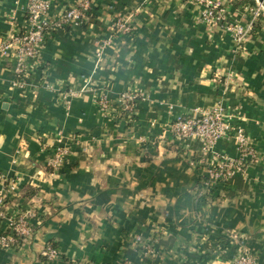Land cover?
Here are the masks:
<instances>
[{
  "label": "crops",
  "instance_id": "crops-1",
  "mask_svg": "<svg viewBox=\"0 0 264 264\" xmlns=\"http://www.w3.org/2000/svg\"><path fill=\"white\" fill-rule=\"evenodd\" d=\"M48 1L53 23L79 0ZM186 1L92 0L80 25L50 28L22 86L14 61L0 55V192L17 180L0 211V233L13 213L37 216L29 237L0 248V264H233L239 249L264 264V158L210 204L218 194L195 201L200 170L179 157L193 156L198 143L180 153L159 146L171 137L168 122L220 98L215 78L224 68L235 67L264 100V29L246 39L250 58L235 63L229 35L202 24ZM27 4L0 0V45L22 34ZM247 5L231 6L230 17L248 22ZM128 14L133 31L117 34L115 20ZM124 92L141 94L133 120L102 115L97 101ZM226 98V113L264 157V108L240 104L237 93ZM59 135L69 157L49 173ZM235 145L220 140L215 150L235 157ZM49 242L55 261L42 256Z\"/></svg>",
  "mask_w": 264,
  "mask_h": 264
},
{
  "label": "built area",
  "instance_id": "built-area-1",
  "mask_svg": "<svg viewBox=\"0 0 264 264\" xmlns=\"http://www.w3.org/2000/svg\"><path fill=\"white\" fill-rule=\"evenodd\" d=\"M194 1L198 7V20L206 26H220L223 28L235 46L250 35L260 17V12L264 13L257 2L256 5H247L245 9L249 11L250 18L248 22L242 23L229 17V8L241 0ZM91 2L92 0H79L75 5L67 8L55 22L50 23L48 19L49 1L28 0L22 34L9 36L0 45V55L10 57L15 63L14 73L18 80H21L19 82L20 86H22V82L24 83V77L28 75L26 70L28 62L39 59L50 28L64 29L80 25L91 8ZM132 17L131 14H128L116 19L114 23L115 32L122 35L130 34L134 28ZM109 44L110 39L103 41L101 47ZM101 49H98V57L101 56ZM136 98V93L124 92L116 98V103L121 112L132 116L135 113ZM106 100V98L100 99L101 103L99 104L102 111L109 108ZM232 119L233 116L226 113L223 104H216L205 111L196 108L192 115L186 117L178 115L175 117L174 122L169 124L170 127L167 131L175 141H189L190 139H198L199 141L200 155L198 156L201 159L195 162V168L200 170L198 189L202 194L208 193L212 185L228 183L232 176L245 174L247 168L244 169V165L240 160L245 157L252 158L256 155V150L247 137L245 130ZM62 139L60 135L56 138L46 161V166L52 169V172L59 170L69 157V148L63 143ZM228 139L235 141L238 158H231L215 150L216 144L220 140ZM190 164L192 165L193 162ZM12 191H15V185L9 184L7 185L6 195L0 192V211L3 207L1 205L4 202V197ZM13 214L7 218V229L0 233V248L2 249L16 248L19 245V239L29 237L32 232L30 222L27 219L36 215L33 211L28 210L24 213ZM231 236L237 240L235 235ZM137 241L140 242L139 237ZM146 249L153 254L154 251L149 246H146ZM42 255L49 261H55L58 258V251L48 245ZM255 263V257L244 249H240L233 260V264Z\"/></svg>",
  "mask_w": 264,
  "mask_h": 264
},
{
  "label": "rangeland",
  "instance_id": "rangeland-1",
  "mask_svg": "<svg viewBox=\"0 0 264 264\" xmlns=\"http://www.w3.org/2000/svg\"><path fill=\"white\" fill-rule=\"evenodd\" d=\"M251 1H252L253 5L257 4L254 0H251ZM186 2L190 3V7L196 5L194 0H187ZM229 17H230V15H229ZM218 27H219V29L224 31L223 28H221L220 26H218ZM262 29H264V13L260 12V17L258 18L257 22L255 23V26H254V29H253L252 32L253 33L254 32H258V31H261ZM252 32L250 34H252ZM247 38H249V35L246 37V39ZM246 39L240 41V43L237 44V46H235L234 42L232 41L233 46H232V49H231V53H232L231 54V59H232L233 62L235 61V63H236L238 61V59H241L243 61V63H245L246 59L250 58V56L252 55L251 51L248 50V48L246 46ZM261 52L264 53V49ZM261 64H264V63L262 62ZM259 73H260V75H259L258 78L264 77V73L263 72H259ZM215 80L216 81L218 80V82H216L217 83L216 87L217 86H221L220 88H218L216 90L217 91V96L220 97V98H218V99L216 98L215 101L213 102V104L211 106H209L208 108H204V109L200 108V110H202V111L208 110L209 108H211L212 106H214L216 104H223L224 105V102H226V99H227L226 97L230 93H232V94L233 93H237V95L240 97V100H239L240 104L241 103H244V104L245 103L246 104H253L254 103V105L257 107L258 111H259V109H260V111L263 110V108H264L263 104H262V106H260V103H263L264 100L263 101H259V99L257 100V98H262V96L260 94L256 93L255 87H254L255 85H253L251 82H249L247 77L244 78L240 73L236 72L235 71V67L231 66L228 69H225V68L222 69V73L220 72V74H216ZM140 97H141V94L138 93L137 94V98H136V103H137L138 100H140ZM116 100L117 99H115V101L110 103V101L107 99L106 102L108 103V107L109 108L104 110V111H102V110H100L101 108H100V104L99 103H101V101L99 99L97 101V104H98V108H99V111L101 112V114L102 115H106V116H110L112 114L113 115V119L117 118V117H114L115 115L116 116L119 115L118 118H122L124 115H127L128 117H131V115L120 111L121 109L118 107V104L116 103ZM103 101H105V100H103ZM111 104H114V107H111L112 106ZM180 115L182 117H186L187 116V114H180ZM133 117H134V115H132L131 120H133ZM173 122H174V119L171 120L170 122H168L167 127H170L169 124H172ZM258 124L261 125V127H264V121L259 122ZM247 137L249 138L248 135H247ZM249 140L251 141L250 138H249ZM158 141L159 142L162 141L161 143H159L160 147H165V146L168 147V146H170V148L168 147L169 150H171L173 152H177V153L178 152L180 153V152L189 151L188 148H191V144L194 143V142L198 143V145H199L198 139H190L187 143H186V141L178 140L177 143H174L176 141L174 139H172L171 137H169V138H165L164 137L163 139H159ZM182 144H184V145H182ZM182 147H184L185 149H183ZM186 149H188V150H186ZM254 149H255V147H254ZM235 151L237 153V146L236 145H235ZM217 152H219V151H217ZM219 153L224 154V152H219ZM198 155H200V145L198 147V150L193 152V156L192 155L191 156L182 155V156H179V157H180L181 160L187 162L188 165L194 169L195 168V162L197 160L201 159V157H199ZM226 155H228V154H226ZM229 157L238 158V154H236L235 157H233V156H229ZM263 158L264 157L262 155H260L256 151V155L254 157H252V158L251 157H245V158H243V160H240V161H242V163L244 165V169L247 168L246 169V171H247V170H249V169H251L253 167L261 165ZM191 162H193L192 165L190 164ZM46 167H47V172H49V173L52 172V169L48 168V166H46ZM262 167L264 169V164H262ZM195 170H199V168H196ZM235 176H232L231 180L228 183H219L217 185H212L210 187L211 188L210 191L208 193H206V194L205 193L202 194V193L199 192V189H197V191L195 189L194 192L196 191V193L194 194V197L197 199L195 201L204 200V198L210 196V194H212L214 192L215 194H218V195H217V197H214L212 199L210 204H212L214 202L216 204L220 203L222 201V199H224V197L222 196L224 194H222V192H225L226 186H228L231 183L232 179H234ZM239 176L246 177L247 173L245 172V174H242V175H239ZM8 182H10V181H8ZM8 182L3 183V185L5 186L3 191H2L3 195L7 194L6 193L7 185H9V184L16 185L17 180L14 179V180L11 181V183H8ZM14 192L15 191L10 192L9 195H13ZM9 199H10V196H8V195L5 196L4 199H3L4 202H3V204L1 206H5V204H7ZM206 201L209 202V199H206ZM31 211H34V210H31ZM21 213H23V212H21ZM31 218L34 219V218H37V216L35 215L34 217H30L27 220L30 221ZM31 229H32V227H31ZM32 232H33V229H32ZM32 232H31V234H32ZM48 245L52 246L54 244L49 242V244H46V246H48ZM46 246L43 248L42 253L45 250ZM43 257H45V256H43Z\"/></svg>",
  "mask_w": 264,
  "mask_h": 264
},
{
  "label": "water",
  "instance_id": "water-1",
  "mask_svg": "<svg viewBox=\"0 0 264 264\" xmlns=\"http://www.w3.org/2000/svg\"><path fill=\"white\" fill-rule=\"evenodd\" d=\"M254 1L257 2L264 10V0H254Z\"/></svg>",
  "mask_w": 264,
  "mask_h": 264
},
{
  "label": "trees",
  "instance_id": "trees-1",
  "mask_svg": "<svg viewBox=\"0 0 264 264\" xmlns=\"http://www.w3.org/2000/svg\"><path fill=\"white\" fill-rule=\"evenodd\" d=\"M18 243H21V239H19V242ZM54 248H55V246L54 245H52Z\"/></svg>",
  "mask_w": 264,
  "mask_h": 264
}]
</instances>
